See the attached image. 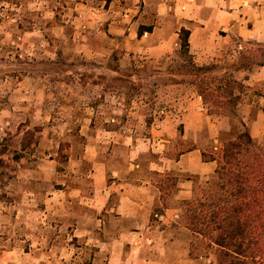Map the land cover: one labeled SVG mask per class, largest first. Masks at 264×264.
<instances>
[{"label": "rangeland", "instance_id": "374dc122", "mask_svg": "<svg viewBox=\"0 0 264 264\" xmlns=\"http://www.w3.org/2000/svg\"><path fill=\"white\" fill-rule=\"evenodd\" d=\"M107 2L0 0V264L215 261L175 225L169 191L174 176H208L180 173L174 161L250 126L262 141L264 117L254 121L264 116V47L239 42L238 65H201L179 44L159 53L139 38L110 41L104 11L129 4ZM139 22L154 24L151 13ZM216 121L224 128L213 140L207 127ZM128 182L148 183L158 196L138 229L97 213L103 201L93 197L111 188L112 207Z\"/></svg>", "mask_w": 264, "mask_h": 264}, {"label": "crops", "instance_id": "0c3cea01", "mask_svg": "<svg viewBox=\"0 0 264 264\" xmlns=\"http://www.w3.org/2000/svg\"><path fill=\"white\" fill-rule=\"evenodd\" d=\"M117 1L119 0H109L107 3L113 4ZM123 1L129 4V6L126 5L127 8L117 7L115 9L108 6L104 11L108 15L109 23L103 33L110 41L122 42L127 37L139 38L138 40L141 41L153 42V47L148 49L164 53L169 51L171 43L175 47L178 46V33L184 28L190 31L188 54L195 63L199 62L201 65L220 62L238 65L242 48L239 42L255 43L264 47V0ZM140 7H143L142 11ZM143 13H151L154 24H152L151 32H145L144 35L138 37L139 27L145 25L139 22ZM257 74L259 78L264 77V65L259 67ZM249 75L253 76L255 73H249ZM197 117L204 119L205 116L199 114ZM263 117L257 115L254 123H260ZM223 128V122L216 121L209 123L207 130L214 140V136L219 135ZM249 129L250 133L258 138L257 134L253 133L254 127L250 126ZM206 146L209 148L211 145L208 143ZM203 150L206 148L203 149L201 145L183 153L174 161V168L180 173L211 175L216 164L202 161L201 151ZM189 188L190 194H188ZM191 188V181L179 179L177 192L173 198L177 202L188 199L191 195ZM105 190L99 195H93L94 198L100 197L103 201L100 208H97V213L114 212L119 219H132L137 229L139 226L149 224L152 207L158 199L152 186L148 183H126L118 190V202L112 207L108 205L111 188ZM128 233L136 234L133 231Z\"/></svg>", "mask_w": 264, "mask_h": 264}, {"label": "trees", "instance_id": "16d2710c", "mask_svg": "<svg viewBox=\"0 0 264 264\" xmlns=\"http://www.w3.org/2000/svg\"><path fill=\"white\" fill-rule=\"evenodd\" d=\"M152 31L139 27L137 36ZM190 31L178 33L181 53L188 55ZM200 69V68H198ZM25 147V146H24ZM0 143V153L6 152ZM203 162H215L202 183L187 178L193 189L178 201L175 225L187 229L215 256L210 264H264V135L256 141L245 131L236 138L201 151ZM174 176L169 191L177 192ZM155 215L163 216L161 210Z\"/></svg>", "mask_w": 264, "mask_h": 264}]
</instances>
